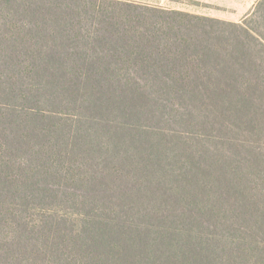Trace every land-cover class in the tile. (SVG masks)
I'll use <instances>...</instances> for the list:
<instances>
[{"label":"trees","instance_id":"16d2710c","mask_svg":"<svg viewBox=\"0 0 264 264\" xmlns=\"http://www.w3.org/2000/svg\"><path fill=\"white\" fill-rule=\"evenodd\" d=\"M145 1L0 0V264H174L168 254L180 247L176 234L157 225L152 231L127 209L97 200L94 180L114 166L108 141H121L124 126L110 137L84 129L90 118L82 107L102 103L112 113L128 93L194 90L214 75L203 65L215 48L232 40L264 47V39L244 26ZM224 25L237 28L234 37L215 28ZM79 83L113 92L104 102L100 94L86 100L78 93L80 102L64 96ZM68 190H76L72 199L58 202L56 194ZM257 207L245 264H264V196ZM160 244L165 257H152Z\"/></svg>","mask_w":264,"mask_h":264},{"label":"rangeland","instance_id":"374dc122","mask_svg":"<svg viewBox=\"0 0 264 264\" xmlns=\"http://www.w3.org/2000/svg\"><path fill=\"white\" fill-rule=\"evenodd\" d=\"M145 2L244 26L264 39V0ZM227 25L215 28L234 37L237 28ZM255 44L232 40L215 48L203 65L214 75L204 76V84L194 90L128 93L114 103L116 108L128 106L123 113H114V106L111 113L102 103L82 107L81 116L90 118L82 123L84 129L94 127L109 136L124 126L121 141H108L107 156H113L114 166L106 165V174L94 180L97 200L127 209L128 216L152 231L157 225L176 234L180 247L174 246L168 254L174 264H245L243 245L255 231L250 212H256L264 196L260 182L264 154L259 150L264 128V47ZM50 92L61 100L60 93ZM111 92L82 89L79 83L64 96L80 102L83 97L78 93L86 100L100 94L98 102H104L103 94ZM131 122L140 125L142 133L132 132ZM96 138L107 143L104 136ZM75 192L57 193L58 202L69 201ZM180 229L194 232L198 239L182 237ZM153 248L152 257H165L164 244Z\"/></svg>","mask_w":264,"mask_h":264}]
</instances>
